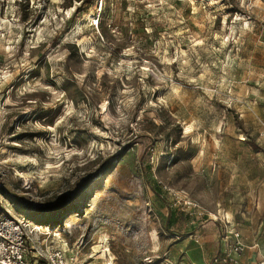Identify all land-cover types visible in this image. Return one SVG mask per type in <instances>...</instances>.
Segmentation results:
<instances>
[{
    "label": "rangeland",
    "instance_id": "rangeland-1",
    "mask_svg": "<svg viewBox=\"0 0 264 264\" xmlns=\"http://www.w3.org/2000/svg\"><path fill=\"white\" fill-rule=\"evenodd\" d=\"M99 1L0 0L27 264H260L264 0Z\"/></svg>",
    "mask_w": 264,
    "mask_h": 264
},
{
    "label": "built area",
    "instance_id": "built-area-1",
    "mask_svg": "<svg viewBox=\"0 0 264 264\" xmlns=\"http://www.w3.org/2000/svg\"><path fill=\"white\" fill-rule=\"evenodd\" d=\"M101 0L99 8H101ZM236 236L238 234L236 233ZM27 232L25 225L9 216H0V264H27L25 255V245L27 242ZM243 244L237 238L233 246L234 252H239ZM230 254L218 253L213 258L216 262H226ZM260 264H264V256Z\"/></svg>",
    "mask_w": 264,
    "mask_h": 264
},
{
    "label": "trees",
    "instance_id": "trees-1",
    "mask_svg": "<svg viewBox=\"0 0 264 264\" xmlns=\"http://www.w3.org/2000/svg\"><path fill=\"white\" fill-rule=\"evenodd\" d=\"M218 263H220V262H218Z\"/></svg>",
    "mask_w": 264,
    "mask_h": 264
}]
</instances>
